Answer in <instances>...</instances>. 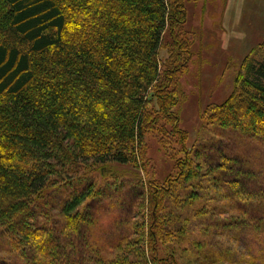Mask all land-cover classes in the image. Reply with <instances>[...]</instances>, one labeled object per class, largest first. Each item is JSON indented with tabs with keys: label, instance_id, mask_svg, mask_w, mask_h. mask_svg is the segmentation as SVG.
Segmentation results:
<instances>
[{
	"label": "trees",
	"instance_id": "trees-1",
	"mask_svg": "<svg viewBox=\"0 0 264 264\" xmlns=\"http://www.w3.org/2000/svg\"><path fill=\"white\" fill-rule=\"evenodd\" d=\"M186 1L0 0L2 264H264V61L245 59L189 150ZM150 135L182 148L165 183L141 176ZM110 163L136 174L82 176Z\"/></svg>",
	"mask_w": 264,
	"mask_h": 264
},
{
	"label": "rangeland",
	"instance_id": "rangeland-1",
	"mask_svg": "<svg viewBox=\"0 0 264 264\" xmlns=\"http://www.w3.org/2000/svg\"><path fill=\"white\" fill-rule=\"evenodd\" d=\"M186 9V30L192 33L194 55L180 76L181 97L175 111L180 117V128L187 133L186 146L190 150L203 128L202 113L223 103L233 93L245 59L264 61V0L186 1ZM166 55L162 50L161 58ZM181 152L178 139L163 147L155 135L147 136V162L141 176L165 183L177 174L176 159L182 156ZM105 167L112 175H102V167L96 165L91 169L82 168V176H90L97 187H112L117 182L131 181V176L136 174L132 165L110 163ZM59 191L66 197L70 190ZM56 197L55 194L52 202L60 204V197ZM5 240L6 236L0 234V248L5 249ZM226 241L234 250L239 249L231 239ZM6 257L7 252L0 249V264Z\"/></svg>",
	"mask_w": 264,
	"mask_h": 264
}]
</instances>
